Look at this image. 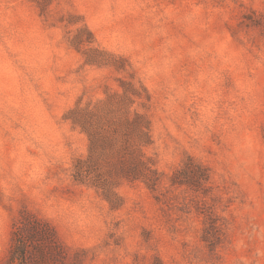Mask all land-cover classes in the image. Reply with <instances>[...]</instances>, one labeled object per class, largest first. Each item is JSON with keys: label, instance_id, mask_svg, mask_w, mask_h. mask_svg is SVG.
Segmentation results:
<instances>
[{"label": "rangeland", "instance_id": "374dc122", "mask_svg": "<svg viewBox=\"0 0 264 264\" xmlns=\"http://www.w3.org/2000/svg\"><path fill=\"white\" fill-rule=\"evenodd\" d=\"M18 238L264 264V0H0V264Z\"/></svg>", "mask_w": 264, "mask_h": 264}, {"label": "trees", "instance_id": "16d2710c", "mask_svg": "<svg viewBox=\"0 0 264 264\" xmlns=\"http://www.w3.org/2000/svg\"><path fill=\"white\" fill-rule=\"evenodd\" d=\"M121 175L125 176L129 180H133V169L128 172H122ZM25 248V239L18 238L11 247L8 264H24Z\"/></svg>", "mask_w": 264, "mask_h": 264}]
</instances>
